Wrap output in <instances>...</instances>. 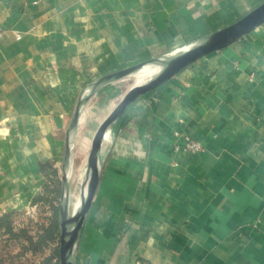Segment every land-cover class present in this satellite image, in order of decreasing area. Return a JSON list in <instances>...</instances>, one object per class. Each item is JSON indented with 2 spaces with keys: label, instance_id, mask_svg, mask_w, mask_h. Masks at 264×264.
<instances>
[{
  "label": "crops",
  "instance_id": "1",
  "mask_svg": "<svg viewBox=\"0 0 264 264\" xmlns=\"http://www.w3.org/2000/svg\"><path fill=\"white\" fill-rule=\"evenodd\" d=\"M263 1L0 0V216L61 189L66 129L87 85ZM116 82L83 111L73 172L116 106ZM188 139L203 149L188 151ZM78 264H264V23L128 107L104 143Z\"/></svg>",
  "mask_w": 264,
  "mask_h": 264
},
{
  "label": "water",
  "instance_id": "2",
  "mask_svg": "<svg viewBox=\"0 0 264 264\" xmlns=\"http://www.w3.org/2000/svg\"><path fill=\"white\" fill-rule=\"evenodd\" d=\"M263 23L264 1L238 20L196 39L185 47L104 75L84 88L66 129L58 213V264H78L80 231L94 201L102 173L103 139L106 134L110 137L112 129L122 119L128 107L139 97L155 90L181 70L204 56L227 47ZM152 69L155 70V73L146 82L130 87L95 131L87 158V169L84 176L85 190L79 204L71 209L70 187L74 164V147L85 107L91 98L107 85L134 76L144 70Z\"/></svg>",
  "mask_w": 264,
  "mask_h": 264
},
{
  "label": "rangeland",
  "instance_id": "3",
  "mask_svg": "<svg viewBox=\"0 0 264 264\" xmlns=\"http://www.w3.org/2000/svg\"><path fill=\"white\" fill-rule=\"evenodd\" d=\"M141 74L143 73H138L134 76L124 78L114 84L116 88H119V95L114 102L116 105L123 98L125 92H127V90L130 88L132 84V79L134 77L139 76V78L143 80V77H140ZM141 80L135 85L143 83V81ZM105 94L106 92H103V94H101L96 101L100 102L101 98L105 96ZM86 117L88 119L89 126L96 125V123H98L100 120L99 118L100 113L98 112V110H96L95 107L94 110L88 109L86 111ZM85 125H86V119L84 120L83 128L85 127ZM81 128L82 125H80V129ZM82 135L83 132H80L79 139H81ZM76 149L77 150L79 149V143L76 144ZM89 151H90V147L85 155L81 154L79 156L80 158L76 160L77 161L76 165H80L79 171L73 172L72 170L71 187H70L71 209H73V207L76 205L77 196L81 191V185L78 181V178L80 175L85 176L86 174L87 158ZM46 194L43 197H48L49 194L48 195ZM59 198L60 195L54 196V198L50 197L49 195L48 199L50 200V202L45 201L44 203L39 201L36 206L26 211L14 214L11 218L13 222L14 231L20 233L22 229H27L32 235L36 236L38 231L40 230V227L42 225L48 224L49 218L52 214L51 205L52 203L56 204L57 199L59 200ZM58 243H59V239H58ZM23 245L25 246V242L23 238L21 240H15L11 238L9 235L5 233H1L0 234V264H56L57 261L56 258L53 257L50 260V257L52 256L53 249L57 246V242H53L50 245L46 246L44 249L40 248L37 249L36 251H31L28 249L24 250Z\"/></svg>",
  "mask_w": 264,
  "mask_h": 264
},
{
  "label": "trees",
  "instance_id": "4",
  "mask_svg": "<svg viewBox=\"0 0 264 264\" xmlns=\"http://www.w3.org/2000/svg\"><path fill=\"white\" fill-rule=\"evenodd\" d=\"M54 198V196L60 195L59 189H48L46 195ZM48 195V197H49ZM48 197H38L33 201L36 204L38 201L44 202L49 201ZM52 202V201H51ZM52 214L49 218L47 225H42L37 235H32L27 229H22L20 233L14 231L13 222L11 220L14 213L5 214L0 216V234L5 233L15 240L24 239L25 246L24 250L28 249L31 251H36L37 249H44L46 246L53 242H57V246L53 249L52 256L50 260L54 257L56 258V264H58V239H59V224H58V213H59V200L57 199L56 204L51 205Z\"/></svg>",
  "mask_w": 264,
  "mask_h": 264
},
{
  "label": "bare ground",
  "instance_id": "5",
  "mask_svg": "<svg viewBox=\"0 0 264 264\" xmlns=\"http://www.w3.org/2000/svg\"><path fill=\"white\" fill-rule=\"evenodd\" d=\"M140 73H143L141 74L140 77H143V80H141V78L138 77H134L132 79V84L130 87L134 86L136 83H138L140 80L144 82H146L154 73H155V70H144ZM128 85V84H127ZM139 85V84H137ZM128 91V90H127ZM122 93V92H121ZM126 93V92H125ZM124 94V93H123ZM119 95V94H118ZM115 104V103H114ZM86 118L83 119V121L85 120ZM81 121V120H80ZM109 139V136L108 134L105 135V138H104V143ZM78 181L81 185V191L80 193L78 194L77 196V200H76V206L79 204L81 198H82V195L84 193V190H85V185H86V182H85V177L83 175H80L79 178H78ZM75 203V202H74Z\"/></svg>",
  "mask_w": 264,
  "mask_h": 264
},
{
  "label": "built area",
  "instance_id": "6",
  "mask_svg": "<svg viewBox=\"0 0 264 264\" xmlns=\"http://www.w3.org/2000/svg\"><path fill=\"white\" fill-rule=\"evenodd\" d=\"M2 32V29L0 27V34ZM104 140V139H103ZM185 148L190 152H200L203 149V146L201 142L193 139H188Z\"/></svg>",
  "mask_w": 264,
  "mask_h": 264
}]
</instances>
